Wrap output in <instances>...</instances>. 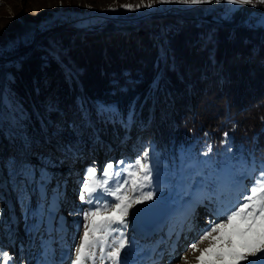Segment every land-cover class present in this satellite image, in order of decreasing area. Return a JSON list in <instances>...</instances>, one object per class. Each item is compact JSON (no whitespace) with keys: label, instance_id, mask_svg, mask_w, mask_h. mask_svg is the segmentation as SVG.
I'll list each match as a JSON object with an SVG mask.
<instances>
[{"label":"trees","instance_id":"trees-1","mask_svg":"<svg viewBox=\"0 0 264 264\" xmlns=\"http://www.w3.org/2000/svg\"><path fill=\"white\" fill-rule=\"evenodd\" d=\"M203 7L171 10L131 26L108 24L89 31L57 28L42 34L40 46L20 42L13 51L3 52L0 91L6 84L11 108L0 103V138L3 128L15 131L10 117L22 111L30 117L25 122L36 140L34 150L46 146L45 139L59 138L52 134L62 123L59 111L67 109L65 123L69 121L83 135L106 136L122 125L134 135L133 144L157 136L160 143L154 151L169 159L181 152H206L208 145L219 154L240 146L246 161L261 165L264 25L254 24L253 16H264V6L229 10L220 3L207 13ZM14 56H22L17 65H6ZM6 72L11 80L4 77ZM82 104L89 110L97 104L115 105L123 119L106 123L93 115V122L86 124L81 119ZM48 105L55 106L50 116ZM14 146L17 154L0 161L7 182L15 184L20 197L19 181L9 164L11 157L19 159L18 140ZM45 154L54 151L46 148Z\"/></svg>","mask_w":264,"mask_h":264},{"label":"rangeland","instance_id":"rangeland-1","mask_svg":"<svg viewBox=\"0 0 264 264\" xmlns=\"http://www.w3.org/2000/svg\"><path fill=\"white\" fill-rule=\"evenodd\" d=\"M141 2L142 0H0V56L3 52L13 51L20 42L31 45L37 43L40 46L43 44L41 43L42 39L40 40L42 34L57 28L71 27L89 31L101 29L108 24L119 26L121 23H127L131 26L136 24L137 20L147 19L149 16L161 17L171 10L173 12L183 11L198 6L167 2L156 3L151 9L143 6L141 8L123 7V5L135 6ZM148 2L149 0H143L144 4ZM224 4L231 8L229 10L237 8L230 3ZM66 17H73L76 21L75 26L64 24L63 20ZM253 17L254 24L262 25L263 15L255 14ZM88 20L99 25L91 27ZM52 23L54 26L51 25ZM21 57H10L5 64L15 66ZM44 58L41 56L42 63H44ZM4 77L11 80L9 72L4 73ZM6 87L5 84L0 91V103L3 108L10 111L11 107L7 103L5 94ZM66 111L67 109L59 111V117L62 119L59 131L55 133L51 130L47 131L58 136L57 141L45 139L44 145L46 146L41 145L34 150L35 152L41 150V153H45L46 148H50L54 151V157L50 155L52 158V166L49 169L51 178L46 191L50 203L56 196L59 187L62 203L57 209L49 212L45 208L43 194L37 191L35 185L28 186L27 194L24 197L16 195L18 190L14 183L7 182L8 175L5 173L4 164L0 161V249L10 254L13 264H40L43 246L53 242H55L53 246L56 248V256L59 257L63 254L66 264H72L71 259H67L69 245L72 248L79 247L78 241L83 236V230L75 234L77 242H73V232L78 218L69 213H74L82 208V202L79 199L80 185L86 179L85 170L93 162L97 165V177H99L103 165L108 160L115 162L120 159H134L146 147L151 146L153 157L158 158L161 182L169 176L172 168L179 165L181 155L185 157L186 162L208 159L218 169L224 167V162L229 157L232 170L244 171L245 165L250 169L253 164L257 168L260 167L258 162L246 161L243 153L240 152V146L230 148L231 153L227 150L219 154L212 150L211 155L205 156V151L197 155L181 152L175 159L172 157L169 159L165 155L159 154L158 151H154L156 144L160 143L157 136H145L142 137L139 145L138 143L133 144L134 135L131 136L127 130H123L122 125L119 127L120 130L116 129L115 133L107 131L106 136L83 135L76 132L69 121L65 123ZM12 117L13 115L10 119ZM117 121L120 122V119ZM11 133L5 128L2 130L0 158L4 159L9 154L18 152L10 139ZM55 154H61L62 157L57 159ZM32 161L36 163L35 155L32 156ZM10 173L12 174L11 169ZM17 179L19 181L18 177ZM242 183L250 187L252 182L250 179L242 178ZM13 189L14 192L11 193ZM189 199L185 197L183 203L187 204ZM145 205L160 206L166 209L167 213L160 224L150 229L141 227L137 223L138 213L131 218V225L126 233L133 239V248L127 257L129 264H198L196 257L199 256L200 250L206 248L211 242L201 238L204 235V230L209 227L208 221L215 220L214 204L206 201L204 204L196 206L192 218L185 221L179 215L182 204L176 192L168 187H162L159 194L155 196V203L146 201ZM137 207L142 206L138 205ZM109 211H111L110 208ZM65 223L69 231L67 242L61 249L57 232L54 229H58L61 224ZM80 223H83L82 219ZM193 244L196 245L195 251L192 248ZM13 249L18 252L17 258L14 257ZM28 252H30L29 256H27ZM0 264H5L3 258H0ZM95 264H100L98 250ZM105 264L108 262L105 261Z\"/></svg>","mask_w":264,"mask_h":264},{"label":"snow or ice","instance_id":"snow-or-ice-1","mask_svg":"<svg viewBox=\"0 0 264 264\" xmlns=\"http://www.w3.org/2000/svg\"><path fill=\"white\" fill-rule=\"evenodd\" d=\"M176 2L184 5H203L230 3L235 7L264 6V0H149L133 5H123L125 8L151 9L156 3ZM264 25V20H261ZM158 87V85H157ZM54 105H48L46 112L51 115ZM95 119L101 122H114L123 119L119 109L112 104H97L92 110L81 105V119L86 124ZM25 114L21 111L13 115L10 139L13 143L19 141V159L13 156L9 160L12 175L19 178L20 195L27 194L29 185H35L37 191L43 194L45 208L51 212L62 203L59 193L49 203L47 185L50 181L51 156L34 151L36 140L28 131ZM44 128L47 122L42 121ZM43 130V129H42ZM57 131H59L57 129ZM227 137V133H225ZM50 142V141H49ZM226 143V140L224 141ZM231 149L228 152L231 153ZM212 153V145L207 146L205 156ZM35 155L36 163L32 156ZM158 158L153 157L151 146L146 147L134 159H120L113 162L108 160L97 177L95 162L85 170L86 179L80 185L79 199L82 208L70 212L77 216L73 232L83 230V236L78 241V248L69 245L67 259L72 264H95L97 250L100 264H129L127 259L129 251L133 248V239L126 235L131 218L150 207L146 201L155 203V196L162 187L174 190L181 200L182 210L179 213L185 221L194 215L196 206L206 201L214 204L213 215L215 220H209V227L204 230L203 239L211 242L200 250L196 257L198 264H264V162L257 168L255 164L249 169L232 170L230 157L224 162V167L218 169L216 165L205 159L204 161H185L181 155L178 166L172 168L169 176L161 182ZM242 178L251 180V186L242 183ZM185 197L190 198L187 204L183 203ZM138 205L143 207H137ZM109 208L111 211H109ZM83 223H80V220ZM221 221V222H216ZM57 238L61 249L67 242L68 226L61 224ZM55 242L43 246L40 264H66L63 254L56 256ZM196 250V245H192ZM0 258L5 264H13L9 253L0 249Z\"/></svg>","mask_w":264,"mask_h":264},{"label":"water","instance_id":"water-1","mask_svg":"<svg viewBox=\"0 0 264 264\" xmlns=\"http://www.w3.org/2000/svg\"><path fill=\"white\" fill-rule=\"evenodd\" d=\"M166 213V209L160 206L154 207L153 205H150V207L145 208V210L138 212L136 221L141 227L144 226V228L150 229L159 224L164 216H166Z\"/></svg>","mask_w":264,"mask_h":264},{"label":"built area","instance_id":"built-area-1","mask_svg":"<svg viewBox=\"0 0 264 264\" xmlns=\"http://www.w3.org/2000/svg\"><path fill=\"white\" fill-rule=\"evenodd\" d=\"M218 5H220V3L219 4H206L205 6H204V8H203V10L207 13V12H210V11H212L215 7H217ZM227 8V7H226ZM228 9V8H227ZM63 22H64V24H68V25H70V26H75V20L73 19V17H66V19L64 18V20H63ZM88 23H90V26L91 27H93L94 25L96 26H98L99 24L98 23H96V22H94V23H91L90 22V20H88ZM51 25H53L54 26V23H52Z\"/></svg>","mask_w":264,"mask_h":264},{"label":"bare ground","instance_id":"bare-ground-1","mask_svg":"<svg viewBox=\"0 0 264 264\" xmlns=\"http://www.w3.org/2000/svg\"><path fill=\"white\" fill-rule=\"evenodd\" d=\"M161 222H162V221H161ZM161 222H160V223H161ZM160 223H159V224H160ZM157 225H158V224H157ZM147 232H148V231H147ZM1 242H2V241H1ZM15 248H16V247H15ZM13 251H15V249H13ZM29 253H30V252H28L27 256H29ZM14 257H15V258L18 257V252H17V251H15V253H14ZM24 261H25V260H24Z\"/></svg>","mask_w":264,"mask_h":264}]
</instances>
